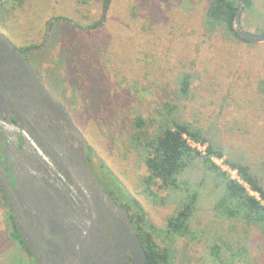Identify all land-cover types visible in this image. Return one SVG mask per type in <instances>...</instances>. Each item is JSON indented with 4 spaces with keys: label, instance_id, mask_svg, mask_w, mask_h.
Listing matches in <instances>:
<instances>
[{
    "label": "rangeland",
    "instance_id": "1",
    "mask_svg": "<svg viewBox=\"0 0 264 264\" xmlns=\"http://www.w3.org/2000/svg\"><path fill=\"white\" fill-rule=\"evenodd\" d=\"M88 1L25 0L18 7L0 9V31L14 46L41 44L47 21L66 15L51 23L46 43L29 53L30 61L91 146L95 170L120 203L128 202L126 193L135 196L156 224H162L176 208L175 202L153 205L141 193L138 180L146 169L138 148L131 147L136 135L143 138L154 132L157 114L164 113L167 101L178 103L182 119L204 127L212 124L215 139L234 157L256 169L264 167V108L258 88L264 79V41L236 42L225 40L220 32L203 33L207 0H160L154 7L148 5L149 0H111L105 12L102 0ZM102 13L103 22L90 31L70 30L66 24L69 19L86 27ZM143 21L153 30L142 25ZM69 46L73 52L63 61L62 49ZM88 53L99 60L97 67L88 61L92 70L81 57ZM74 55L77 64L71 58ZM56 56L60 62L53 63ZM182 73L192 75L187 100L177 95ZM86 78L91 82L87 86L95 83L94 101L77 88V83H84L83 91L89 89ZM135 115L148 120L138 134L131 127ZM99 158L111 169L110 174L97 165ZM217 163L224 162L221 158ZM214 199L205 190L200 195L192 220L193 228L203 236L199 242L162 237L158 241L162 246L168 243L170 264H209L210 242L230 234L247 242L255 264H264V233L238 224L230 230V221L213 214ZM5 210L0 197V264H17L16 246L6 236Z\"/></svg>",
    "mask_w": 264,
    "mask_h": 264
},
{
    "label": "trees",
    "instance_id": "2",
    "mask_svg": "<svg viewBox=\"0 0 264 264\" xmlns=\"http://www.w3.org/2000/svg\"><path fill=\"white\" fill-rule=\"evenodd\" d=\"M106 1H108V4L111 2V0H102L103 10ZM24 2L25 0H0V9L15 8L23 5ZM77 2H88L89 4L88 0H77ZM244 2L239 17L240 27L251 34L264 35V0H244ZM239 3L240 0H207L201 21L203 33L213 35L220 32L225 40L253 44L254 41L242 38L234 29L235 15ZM108 4L106 9L109 8ZM160 4V0H154V2L149 0L148 2L151 7ZM102 15L103 13L97 20H90L87 27L96 26ZM55 18L67 17L64 14H59ZM86 18L89 19V16ZM76 22L81 26L82 23ZM66 24L70 30H75V27L70 23ZM142 25L150 28L151 31L153 30L151 24L145 21L142 22ZM251 27H253V30H251ZM154 33H156V30ZM47 43H50V41ZM39 45L38 43L17 44L15 47L22 51ZM69 49H71V46L62 49L63 61L67 60L68 53L73 52ZM106 50L107 48L101 50V52ZM31 55L28 54L26 59L43 82L37 68L33 67L30 61ZM58 57L52 58V62H60ZM81 57H84L87 61L86 67L89 70H92L89 68L92 64H88V61L93 63V66L99 64V60L92 59L89 53ZM71 58L76 63V55ZM61 63L63 62L61 61ZM79 76L81 77V73ZM191 78L190 73H182L179 77V92L177 94L179 99L187 100L190 98ZM87 84H91V82L86 78V88H89L86 91H83L84 83L82 86L81 83H77V88L82 95L88 93L86 99L90 98V101H94V95L91 91L95 83L92 86H87ZM45 86L48 88L47 85ZM258 88L263 95L264 108V79L260 81ZM90 101L86 100L87 103ZM163 108L164 113L159 112L157 114L158 119L155 121L156 128L154 132L143 138L136 135L131 147L138 148L146 169V172L138 180L141 193L153 205H165L175 202L176 208L165 218L162 224H156L147 215L143 205L135 196L126 193L128 202L121 203L128 212L134 230L144 247L146 253L145 264L171 263V249L168 247V243L165 246L159 244L158 241L161 240V237L165 240L170 238H184L192 242L201 240L202 233L193 228L192 220L198 210L199 198L204 190L206 194L215 195L211 206L212 212L216 217L230 221V230L235 229L236 224H238L245 225V228L256 227L264 233V167L256 169L245 159L234 157L228 148L222 146V143L215 139V128L212 124L204 127L193 121L182 119L177 102L167 101L164 103ZM147 121L143 116L135 115L131 121V127L138 134L139 128ZM188 139L205 144V153L203 154L196 147L191 146ZM85 146L90 166L98 181L119 201L95 170L91 146L86 141ZM124 155L125 153L121 156L124 157ZM212 157L222 158L224 164L235 170V176H231L229 171L222 169L212 160ZM97 165L102 171L108 174L111 173V169L100 158L97 160ZM110 178H114V176H110ZM162 192H166L165 195H161ZM171 194H176L175 198ZM0 197L1 203L6 209L3 217L6 224V236L16 246L18 252L16 263L36 264L17 229L13 214L4 200L1 188ZM208 247L207 258L209 264H255L250 257L247 242L240 235L236 237L231 234L226 235L219 242H210Z\"/></svg>",
    "mask_w": 264,
    "mask_h": 264
},
{
    "label": "water",
    "instance_id": "3",
    "mask_svg": "<svg viewBox=\"0 0 264 264\" xmlns=\"http://www.w3.org/2000/svg\"><path fill=\"white\" fill-rule=\"evenodd\" d=\"M244 3L240 0L234 29L242 38L264 41V35L251 34L240 27ZM107 4L108 1L104 12ZM55 19L47 21L39 46L22 51L0 31V142L13 146L12 151L5 150L10 171L0 172L2 194L37 264H126L128 253L131 256L128 264H145L146 253L128 212L98 181L82 135L66 108L54 98L26 59L30 52L44 46ZM103 20L104 17L94 27H84L67 19L80 31L99 27ZM18 139L22 145H18ZM0 153L4 152L0 149ZM11 174L15 186L8 180ZM54 174L58 185L46 180ZM64 185L68 191L63 195L62 205L54 192ZM104 213L115 223L117 241L113 248L122 249V256L110 252L100 240L98 224L104 221ZM52 234L62 236L64 249ZM37 238L42 245L47 242L54 247L55 252L46 249L49 255L43 258L38 254L41 250Z\"/></svg>",
    "mask_w": 264,
    "mask_h": 264
},
{
    "label": "flooded vegetation",
    "instance_id": "4",
    "mask_svg": "<svg viewBox=\"0 0 264 264\" xmlns=\"http://www.w3.org/2000/svg\"><path fill=\"white\" fill-rule=\"evenodd\" d=\"M13 120H15L13 118ZM2 130V124H0V131ZM8 132H11V125H9V129H8ZM18 145H22L21 143V140L18 139ZM0 149L4 152L3 154L0 153V172H2L4 169H6V174L9 173L10 171V168L8 166V163L6 162V157H8L6 154H5V150H10L12 151L13 150V146L12 145H9V144H3L2 142H0ZM10 155V154H9ZM58 172L56 171V174ZM56 174H54V176L51 178L47 177L46 180L47 181H50L53 185H58L57 183V177H56ZM95 174V173H94ZM96 176V174H95ZM97 177V176H96ZM9 182L15 186V182H14V178H13V175L11 174L10 177H9ZM103 186V185H102ZM68 191V188L66 185H64L62 188H60L59 191H56L54 192V196L55 198L58 200V202L60 204L63 205V195L65 193H67ZM3 195V194H2ZM4 197V196H3ZM114 197V196H113ZM5 200V198H4ZM61 200V201H60ZM6 202V201H5ZM119 202V201H118ZM120 203V202H119ZM7 204V203H6ZM121 204V203H120ZM122 205V204H121ZM27 219V218H26ZM33 229V227H31ZM98 229H99V232H100V240H102L104 242V244L107 246V248L110 250V252H113V253H118L120 256H122L123 254V251L122 249H116V248H113L114 247V244L116 243V237H115V234H116V228H115V223L113 221L112 218L108 217L105 213H104V221H102L101 223L98 224ZM52 237L54 238V240L56 242H58L60 244V246L62 247V249H64V243H63V239H62V236L61 235H58V234H52ZM36 243L37 244H40V250H41V253H38L40 254L43 258H46L48 255H49V251H52V252H55V248L50 246L47 242L42 245L38 238L36 239ZM48 249V250H46ZM36 250V248H35ZM46 250V251H45ZM32 255V254H31ZM52 257L57 261V263L60 262L59 258L57 257V255L55 253L52 254ZM32 258L34 259L33 255H32ZM112 258H116L115 256H112ZM131 259V256L129 255V253L127 254V257H126V264L129 263ZM35 263L37 264L36 260L34 259Z\"/></svg>",
    "mask_w": 264,
    "mask_h": 264
},
{
    "label": "built area",
    "instance_id": "5",
    "mask_svg": "<svg viewBox=\"0 0 264 264\" xmlns=\"http://www.w3.org/2000/svg\"><path fill=\"white\" fill-rule=\"evenodd\" d=\"M188 142L191 146L193 147H196L201 153H205L204 152V149H205V144H201L199 142H194V141H191L190 139H188ZM218 159H221V158H215V157H212V160L217 163ZM218 164V163H217ZM222 169L224 170H227L229 171V173H231V176H234V173H235V170L231 169L227 164H224L223 165L221 164H218Z\"/></svg>",
    "mask_w": 264,
    "mask_h": 264
}]
</instances>
